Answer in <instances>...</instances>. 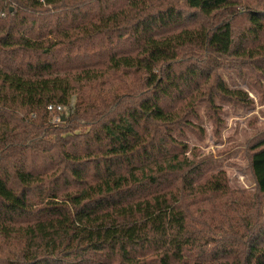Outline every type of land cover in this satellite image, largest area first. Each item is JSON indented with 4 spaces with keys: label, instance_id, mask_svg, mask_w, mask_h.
<instances>
[{
    "label": "trees",
    "instance_id": "1",
    "mask_svg": "<svg viewBox=\"0 0 264 264\" xmlns=\"http://www.w3.org/2000/svg\"><path fill=\"white\" fill-rule=\"evenodd\" d=\"M245 56L263 94L264 0H0V264H170L148 234L112 249L100 227L165 204L185 221L175 264H264V132L251 206L185 141L204 135L198 103L217 130L216 98L250 105L218 75ZM119 72L122 94L78 90ZM19 240L23 260L4 259Z\"/></svg>",
    "mask_w": 264,
    "mask_h": 264
},
{
    "label": "rangeland",
    "instance_id": "2",
    "mask_svg": "<svg viewBox=\"0 0 264 264\" xmlns=\"http://www.w3.org/2000/svg\"><path fill=\"white\" fill-rule=\"evenodd\" d=\"M233 25L236 32H242L247 27V17L244 14L235 16ZM252 61L255 60L246 56L232 57V65L222 67L218 71V75L226 87L232 91L245 93L247 100L251 102L250 105L243 107L216 98L215 103L221 108L218 116L222 120V124L217 126V130L209 117L206 104L198 103L195 112L199 118H191V120L204 131V135L201 138L198 134L185 131L187 136L185 141L190 145L191 150L193 148L198 150L197 161H213L212 172H225L230 191L234 193L232 197L238 198L246 206H251L256 198V183L246 157V147L255 136L264 132V93L262 94L255 86L256 72L251 65ZM115 75L117 77L108 76L105 80L95 81L93 84L82 82L78 90L85 91L87 93L85 96L90 99H97L99 94H122L126 91V86L123 84L128 83L131 79L123 76L121 72ZM96 83H98L97 86ZM260 85L264 90V81ZM79 101V94L75 92L71 98L70 106L67 107L68 110L70 107L74 108ZM67 116L68 114L64 117ZM49 118L51 122L56 123L53 116H49ZM170 133L175 136V129L172 128ZM243 211L247 212V209L243 208ZM195 213L197 214L198 211L195 210ZM204 215L209 217V214ZM219 220L222 229L218 233H222L226 229V225L222 223L221 218L216 219L215 222L219 223ZM184 226L182 210L165 204L149 207L144 214H134L100 227L106 228L107 238L111 242L112 249H116L122 237H142L148 234L157 240V251L163 252L170 264H175L180 260L182 254ZM19 239H21L20 236ZM11 244L13 247L5 249L3 258L10 262L22 261L23 245L21 240L13 241Z\"/></svg>",
    "mask_w": 264,
    "mask_h": 264
},
{
    "label": "built area",
    "instance_id": "3",
    "mask_svg": "<svg viewBox=\"0 0 264 264\" xmlns=\"http://www.w3.org/2000/svg\"><path fill=\"white\" fill-rule=\"evenodd\" d=\"M48 111L51 112V113H59L60 116H57L55 118V121H59L64 115H67L68 113V108H65V107H55L54 105H50L48 106Z\"/></svg>",
    "mask_w": 264,
    "mask_h": 264
},
{
    "label": "water",
    "instance_id": "4",
    "mask_svg": "<svg viewBox=\"0 0 264 264\" xmlns=\"http://www.w3.org/2000/svg\"><path fill=\"white\" fill-rule=\"evenodd\" d=\"M62 119L64 120V119H65V117H62Z\"/></svg>",
    "mask_w": 264,
    "mask_h": 264
}]
</instances>
